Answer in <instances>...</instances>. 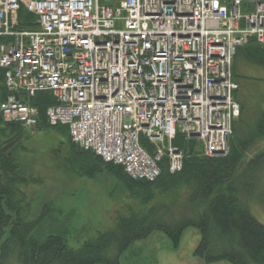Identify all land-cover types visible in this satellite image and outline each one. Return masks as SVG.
Returning a JSON list of instances; mask_svg holds the SVG:
<instances>
[{
    "label": "built area",
    "instance_id": "built-area-1",
    "mask_svg": "<svg viewBox=\"0 0 264 264\" xmlns=\"http://www.w3.org/2000/svg\"><path fill=\"white\" fill-rule=\"evenodd\" d=\"M22 8L35 30L19 28ZM248 36L264 45V0H0V111L34 127L28 99L52 93L51 126L153 182L165 161L183 170L177 138L206 157L229 154L240 115L233 61Z\"/></svg>",
    "mask_w": 264,
    "mask_h": 264
},
{
    "label": "trees",
    "instance_id": "trees-1",
    "mask_svg": "<svg viewBox=\"0 0 264 264\" xmlns=\"http://www.w3.org/2000/svg\"><path fill=\"white\" fill-rule=\"evenodd\" d=\"M19 20L21 29L37 28L35 16L23 8ZM3 42L0 38V44ZM239 57L264 68V45L250 36L238 49L235 61ZM233 75L236 81L235 73ZM6 96L4 71L0 68V104ZM55 103L51 93H40L32 99V104L41 112L40 123L32 133L51 128L64 132L75 159L84 160L87 165L82 168L83 176L95 178L107 173L122 182L129 192L138 193L143 205H150L157 192L170 200L154 204L143 216L121 217L115 229L73 249L68 245L70 227L64 223L43 238L36 235L51 212L46 207L33 220L28 218V211L24 212L22 206L24 202L18 200V187L28 183L27 177L19 172V163L11 152L0 153V264H8L12 258L21 264H122L121 255L134 243L161 232L176 249L188 229L200 233L201 240L194 255L208 264H264V225L246 205L247 200L257 195L259 175L264 170V149L248 159L250 147L264 140V111L250 125L245 117L246 108L241 106L240 119L234 123V135L236 133L238 139L236 142L231 139L228 156L207 158L187 154L182 172L171 174L165 162L161 176L149 182L134 181L122 166L106 163L95 153L78 148L71 141L66 125L50 128L45 115ZM243 127L251 128L245 136H241ZM0 135L3 148L20 136L25 139L29 131L19 123L4 122L0 114ZM180 141L178 138L174 144L184 148ZM190 150L185 152L193 151Z\"/></svg>",
    "mask_w": 264,
    "mask_h": 264
},
{
    "label": "rangeland",
    "instance_id": "rangeland-1",
    "mask_svg": "<svg viewBox=\"0 0 264 264\" xmlns=\"http://www.w3.org/2000/svg\"><path fill=\"white\" fill-rule=\"evenodd\" d=\"M234 73L240 86L237 99L241 106H245L246 121L252 125L259 113L264 111V68L239 57L235 61ZM242 129L244 133L241 136L251 131L248 127ZM68 138L64 132L54 128L31 131L20 145L16 144L8 150L19 163V172H23L28 180L27 184L18 187V200L24 202L22 206L24 212L28 211V218L33 220L46 207L51 212L41 231H36L39 238L64 223L71 230L68 245L77 249L85 241L115 229L121 217L143 216L154 204L170 200L157 192L150 205H143L138 193L129 192L122 182L107 173L95 178L83 176L82 168L87 165L84 160L75 159ZM237 139L235 133L232 141ZM2 141L0 135V149ZM263 149L264 140H258L250 147L248 159ZM256 189L257 195L247 200L246 205L264 225V198L261 197L264 195V170L259 175ZM200 240L198 230L188 229L179 247L174 249L169 238L159 232L146 241L134 243L120 260L122 264H208L194 255ZM8 264L21 263L12 258Z\"/></svg>",
    "mask_w": 264,
    "mask_h": 264
},
{
    "label": "water",
    "instance_id": "water-1",
    "mask_svg": "<svg viewBox=\"0 0 264 264\" xmlns=\"http://www.w3.org/2000/svg\"><path fill=\"white\" fill-rule=\"evenodd\" d=\"M22 139V136L18 137L16 140L12 141L10 144L6 145L4 148L0 150L1 153H6L10 148H12L14 145H16L20 140Z\"/></svg>",
    "mask_w": 264,
    "mask_h": 264
},
{
    "label": "crops",
    "instance_id": "crops-1",
    "mask_svg": "<svg viewBox=\"0 0 264 264\" xmlns=\"http://www.w3.org/2000/svg\"><path fill=\"white\" fill-rule=\"evenodd\" d=\"M194 235L196 236V238L199 237L198 234H194Z\"/></svg>",
    "mask_w": 264,
    "mask_h": 264
}]
</instances>
